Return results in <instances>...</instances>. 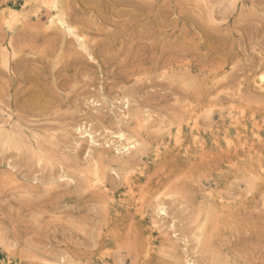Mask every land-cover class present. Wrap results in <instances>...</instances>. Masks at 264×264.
<instances>
[{
    "label": "rangeland",
    "instance_id": "obj_1",
    "mask_svg": "<svg viewBox=\"0 0 264 264\" xmlns=\"http://www.w3.org/2000/svg\"><path fill=\"white\" fill-rule=\"evenodd\" d=\"M0 264H264V0H0Z\"/></svg>",
    "mask_w": 264,
    "mask_h": 264
},
{
    "label": "bare ground",
    "instance_id": "obj_2",
    "mask_svg": "<svg viewBox=\"0 0 264 264\" xmlns=\"http://www.w3.org/2000/svg\"><path fill=\"white\" fill-rule=\"evenodd\" d=\"M56 8V7H55ZM63 11V10H62ZM63 15V13L61 14V13H57V15ZM137 15V14H136ZM48 16V15H47ZM69 27V26H68ZM122 27V26H121ZM28 29V28H27ZM67 28L65 27V30H66ZM71 29V28H70ZM70 34V33H69ZM76 37V36H75ZM82 38V37H81ZM78 41V40H77ZM210 47V46H209ZM84 49V48H83ZM245 103V102H244ZM89 138H90V135H89ZM120 139V141H126L127 143H126V145L128 144V145H130V146H132L134 149L136 148V147H138V141H136V140H134L133 138H129V136L127 137L125 134H121L120 135V137H119ZM125 142H122V145H125L124 144ZM123 147V146H122ZM124 149H125V147H123ZM123 148H121V149H123ZM127 148H128V146H127ZM132 149V148H131ZM126 151H127V149H125ZM130 150V148L128 149V151ZM131 151V150H130ZM126 153H128V152H126Z\"/></svg>",
    "mask_w": 264,
    "mask_h": 264
}]
</instances>
